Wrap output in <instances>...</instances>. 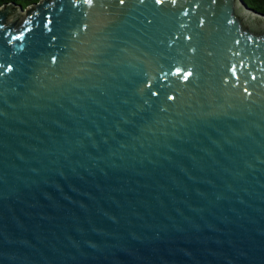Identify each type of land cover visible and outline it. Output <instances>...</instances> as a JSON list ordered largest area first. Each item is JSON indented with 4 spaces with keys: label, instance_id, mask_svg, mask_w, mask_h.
<instances>
[{
    "label": "water",
    "instance_id": "obj_1",
    "mask_svg": "<svg viewBox=\"0 0 264 264\" xmlns=\"http://www.w3.org/2000/svg\"><path fill=\"white\" fill-rule=\"evenodd\" d=\"M0 264H264V14L0 5Z\"/></svg>",
    "mask_w": 264,
    "mask_h": 264
},
{
    "label": "trees",
    "instance_id": "obj_2",
    "mask_svg": "<svg viewBox=\"0 0 264 264\" xmlns=\"http://www.w3.org/2000/svg\"><path fill=\"white\" fill-rule=\"evenodd\" d=\"M39 1L40 0H0V5L14 2L16 4L21 5L22 8H26L31 4L38 3ZM243 1L248 7L264 14V0H243Z\"/></svg>",
    "mask_w": 264,
    "mask_h": 264
},
{
    "label": "snow or ice",
    "instance_id": "obj_3",
    "mask_svg": "<svg viewBox=\"0 0 264 264\" xmlns=\"http://www.w3.org/2000/svg\"><path fill=\"white\" fill-rule=\"evenodd\" d=\"M121 2H123V0H121ZM156 4H162L164 2V0H155ZM172 3H176V0H171ZM235 67V66H233ZM181 74V70H177V75ZM192 75L191 71H188L186 73H183V79L184 80H188L189 77Z\"/></svg>",
    "mask_w": 264,
    "mask_h": 264
}]
</instances>
